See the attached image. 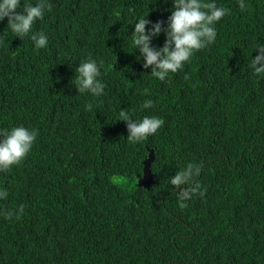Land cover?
<instances>
[{
  "label": "trees",
  "instance_id": "obj_1",
  "mask_svg": "<svg viewBox=\"0 0 264 264\" xmlns=\"http://www.w3.org/2000/svg\"><path fill=\"white\" fill-rule=\"evenodd\" d=\"M215 2L229 10L215 42L165 81L142 67L131 35L140 18L166 27L172 0H49L23 38L0 21V129L39 133L0 172V209L17 211L0 216V264H264V74L251 63L264 45V0H244V11ZM39 32L45 48L31 39ZM164 42L161 33L151 44ZM89 57L103 62L100 96L74 86ZM121 110L164 124L130 143ZM189 163L202 166L206 192L181 209L170 180Z\"/></svg>",
  "mask_w": 264,
  "mask_h": 264
},
{
  "label": "clouds",
  "instance_id": "obj_2",
  "mask_svg": "<svg viewBox=\"0 0 264 264\" xmlns=\"http://www.w3.org/2000/svg\"><path fill=\"white\" fill-rule=\"evenodd\" d=\"M172 3L173 10L167 19L166 27L164 21L152 23L147 18H140L135 23L131 35L135 50L138 49L140 52L138 58H143L142 67L151 68V75L160 81H165L170 73L181 70L194 52L214 43L217 38L214 25L229 14V10L218 6L215 0H172ZM20 5L21 0H0V21L7 18L11 31L17 37L23 38L30 33L37 20L43 19L46 10L49 12L52 10V5L49 0H37L34 6L24 4L22 11ZM239 8L241 11L247 8L244 0H239ZM161 33L165 35L164 45L153 47L151 42ZM31 39L38 49L47 46L48 37L43 32L32 34ZM255 51L258 55L252 59V67L256 75L264 74V45L258 46ZM102 65V61L98 65L91 57L79 64L75 69L74 78V86L78 93L103 95L105 85L99 79ZM142 94L147 95L148 89ZM153 106V101L149 99L144 101L142 108L150 109ZM87 107L91 110L92 105L89 104ZM120 116L121 121L126 123L129 133L127 140L130 143L147 140L164 124L163 119L156 116H144L141 120H135L126 110H121ZM38 134L37 130L23 125L12 127L10 130L0 129V172L18 166L30 153ZM201 169V165L189 163L171 178V185L179 189L177 197L181 209L187 208L186 201L194 196L205 195L206 189L202 190L201 184L197 182ZM7 196V190H0V199H6ZM23 212L24 206L21 205L18 213ZM16 214V210L0 209V216L7 220Z\"/></svg>",
  "mask_w": 264,
  "mask_h": 264
},
{
  "label": "water",
  "instance_id": "obj_3",
  "mask_svg": "<svg viewBox=\"0 0 264 264\" xmlns=\"http://www.w3.org/2000/svg\"><path fill=\"white\" fill-rule=\"evenodd\" d=\"M154 160L153 152L149 155V158L145 161L144 166V174L140 179L139 186H145L146 188L150 187V183L152 182V173H151V162Z\"/></svg>",
  "mask_w": 264,
  "mask_h": 264
}]
</instances>
